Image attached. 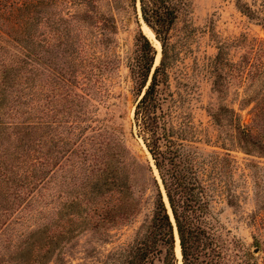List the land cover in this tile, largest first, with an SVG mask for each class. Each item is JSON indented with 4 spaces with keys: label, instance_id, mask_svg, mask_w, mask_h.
<instances>
[{
    "label": "trees",
    "instance_id": "obj_1",
    "mask_svg": "<svg viewBox=\"0 0 264 264\" xmlns=\"http://www.w3.org/2000/svg\"><path fill=\"white\" fill-rule=\"evenodd\" d=\"M234 3L264 34V0ZM129 5L159 42L153 64L155 48L137 28L125 62L131 132L150 159L130 149L120 124L99 127L88 114L99 91L106 101L120 63L121 0H0V264H66L64 248L76 236L90 230L107 241L141 211L131 238L109 251L106 264H177L176 242L180 264H264V196L248 214V244L232 240L226 250L206 224L213 180L226 202L235 194L227 152L198 158L188 144L187 96L169 82V31L189 0ZM229 63L217 46L209 66L219 95ZM249 82L238 107L249 105L248 121L225 104L208 114L231 126L242 152L264 157V58Z\"/></svg>",
    "mask_w": 264,
    "mask_h": 264
},
{
    "label": "rangeland",
    "instance_id": "obj_2",
    "mask_svg": "<svg viewBox=\"0 0 264 264\" xmlns=\"http://www.w3.org/2000/svg\"><path fill=\"white\" fill-rule=\"evenodd\" d=\"M243 1L257 6L262 0ZM121 2L123 8H120L118 15L115 47L120 63L111 74L106 101L101 100L99 91V97L94 96L89 101L88 114L91 116L90 122H99V127L104 121L120 124L130 149L139 158L150 159L140 138L131 132L134 95L125 65L133 35L137 28L142 30V20L132 12L129 0ZM234 2L189 0L187 9L178 16L169 31L168 52L172 59L166 68L171 87L182 89L187 96L184 109L189 111V123L186 128L192 136L188 144L198 158L210 154L220 156L224 152L229 156L225 176L235 194L233 203L226 202L214 179L215 185L211 188V200L205 213L206 224L210 225L226 250H230L232 240L238 239L243 244L250 242L248 214L255 205L256 196H264V157L242 152L231 140V126L226 122L216 124L208 114L217 105L225 104L233 107L242 121H248L249 105L238 108L240 98L252 90L249 84L252 72L264 58V34L260 26L242 14ZM151 42L157 55L158 49ZM217 46L230 62L229 72H225V91L222 95L217 94L211 86L209 65ZM142 212L132 222L112 229L107 241H102L97 232L90 230L76 236L72 245L64 248L66 264H106L109 251L131 238ZM149 264H160V261L154 259ZM177 264H180L179 257Z\"/></svg>",
    "mask_w": 264,
    "mask_h": 264
},
{
    "label": "bare ground",
    "instance_id": "obj_3",
    "mask_svg": "<svg viewBox=\"0 0 264 264\" xmlns=\"http://www.w3.org/2000/svg\"><path fill=\"white\" fill-rule=\"evenodd\" d=\"M142 30L145 33V35L154 42V44L156 45L157 49H158V53L156 55V60L157 61L159 56V42L157 41V39L154 37L152 30L142 21ZM154 166V165H153ZM176 252H177V256L179 257V247L178 244L176 242Z\"/></svg>",
    "mask_w": 264,
    "mask_h": 264
},
{
    "label": "water",
    "instance_id": "obj_4",
    "mask_svg": "<svg viewBox=\"0 0 264 264\" xmlns=\"http://www.w3.org/2000/svg\"><path fill=\"white\" fill-rule=\"evenodd\" d=\"M136 9H137V12H138V6H137V2H136ZM139 14V13H138ZM141 20V19H140ZM158 60V59H157ZM155 63H157V61L156 62H154L153 64H155ZM149 155V154H148ZM150 158V157H149ZM150 163H151V165H152V167H153V169H154V166H153V164H152V162L150 161ZM154 171H155V169H154ZM156 173V172H155ZM174 234H175V237H176V240H177V235H176V231H175V229H174ZM177 244H178V242H177ZM179 258H180V253H179Z\"/></svg>",
    "mask_w": 264,
    "mask_h": 264
}]
</instances>
